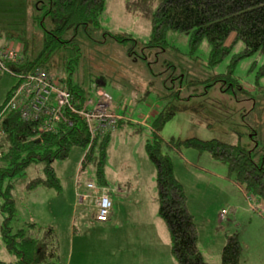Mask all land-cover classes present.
<instances>
[{
    "label": "rangeland",
    "instance_id": "rangeland-1",
    "mask_svg": "<svg viewBox=\"0 0 264 264\" xmlns=\"http://www.w3.org/2000/svg\"><path fill=\"white\" fill-rule=\"evenodd\" d=\"M39 16L42 12H37L36 0H0V48L10 47L20 54L21 45L27 44L28 57L37 56L44 45ZM45 27L52 30L48 20ZM151 35V22L129 13L125 0H108L88 34L80 31L73 44L62 47L46 64L51 76L62 83L71 77L88 90L95 81L103 82L97 95L108 94L112 110L124 113L121 122L126 125L112 133L107 161L112 215L120 220L115 222L113 216L107 223L96 220L91 196L100 195L102 188L93 166L82 170V178L96 188L87 193L88 200L80 202L75 185L88 148H73L66 160L54 164L60 192L26 190L31 180L42 176L41 165L32 166L23 177L0 182L2 193L12 188L13 233L30 223L53 228L60 245L56 264H177L171 258V242L168 247L157 225L161 220L154 200L156 170L145 152L146 144L155 140L151 125L157 114L174 108L175 115L157 135L188 198L204 259L221 264L226 236L238 234L244 250L241 263L264 264V224L258 216L264 214V202L249 194L252 201H248L229 179L226 165L179 145L190 139L218 140L253 152L256 161L264 155V56L240 60L230 75L242 44L212 66L207 41L193 50L188 35L169 32L163 50L148 48ZM121 37L128 40L119 41ZM233 41L234 37L227 46ZM14 63L4 61L5 68H0V109L19 84V78L12 75ZM126 182L131 185L129 194ZM3 203L0 195V248L6 258L15 260L3 246Z\"/></svg>",
    "mask_w": 264,
    "mask_h": 264
},
{
    "label": "trees",
    "instance_id": "trees-1",
    "mask_svg": "<svg viewBox=\"0 0 264 264\" xmlns=\"http://www.w3.org/2000/svg\"><path fill=\"white\" fill-rule=\"evenodd\" d=\"M107 1L46 0L44 3L36 0L37 12H42L37 19L44 32L43 49L37 56L29 58L27 44L21 45L22 51L18 52L19 59L12 71L28 74L43 69L50 73L46 64L51 56L62 47L73 44L80 31L88 34L90 26L96 24L103 14ZM125 3L129 13L151 22L152 35L148 48L164 50L169 32L188 35L193 50L207 41L211 48L210 64L216 66L235 46L242 44L243 50L233 58L229 68L230 75L240 60L254 54L264 56V0H125ZM47 20L52 30L46 29ZM232 37L233 43L227 46ZM127 40L119 38L122 42ZM65 83L78 109L96 96L103 84L95 81L94 87L90 86L87 90L71 77ZM13 91L0 109V130L4 133L0 139V182L23 177L32 166L41 165L42 176L31 180L26 190L60 192L62 185L54 164L66 160L73 148H88L81 168L84 170L93 166L98 185L102 189L107 188L106 167L112 133L92 140L85 123L79 118H72V126L59 123L56 133L40 134L37 124L24 122L17 112L6 109ZM174 115V108L157 114L151 125L155 140L145 146L156 170L158 215L169 233L171 255L177 264H210L198 247V230L188 210V198L175 177L172 161L162 153V143L157 135ZM124 125L120 122L117 129ZM179 145L207 153L226 165L229 179L238 188L264 202V155L256 161L253 152L218 140L190 139L179 142ZM11 189L9 186L5 193L0 191V195L4 199L1 211L5 216L1 235L6 252L15 258L12 264H56L60 258V245L53 228L30 223L13 233L11 224L15 217V200ZM242 255L243 246L238 234L227 235L221 264H241Z\"/></svg>",
    "mask_w": 264,
    "mask_h": 264
},
{
    "label": "built area",
    "instance_id": "built-area-1",
    "mask_svg": "<svg viewBox=\"0 0 264 264\" xmlns=\"http://www.w3.org/2000/svg\"><path fill=\"white\" fill-rule=\"evenodd\" d=\"M18 59L17 50L4 46L0 48V68H5L4 61L14 63ZM12 75L19 78V84L14 89L6 109L17 112L24 122L37 124V131L40 134L56 133L59 123L72 126L71 119L79 118L85 123L94 140L97 136L102 137L113 133L118 124L124 120L122 115L112 110L113 99L108 94L104 96L96 94V101L91 99L83 108L78 109L73 103V96L67 84L54 79L45 70L38 69L28 74H16L12 71ZM3 136L4 133L0 130V139ZM87 188L95 190L96 186L88 183ZM244 195L248 201H252L249 195L246 193ZM81 199L84 200L85 197ZM96 208V220L107 223L113 210V203L108 193L100 194L96 201ZM250 208L253 207L250 205ZM225 213V211L222 212V219Z\"/></svg>",
    "mask_w": 264,
    "mask_h": 264
},
{
    "label": "crops",
    "instance_id": "crops-1",
    "mask_svg": "<svg viewBox=\"0 0 264 264\" xmlns=\"http://www.w3.org/2000/svg\"><path fill=\"white\" fill-rule=\"evenodd\" d=\"M145 152H146V150H145ZM83 160H84V158H81V165H82V162H83ZM80 169H81V172L79 173V175H78V177H77V180H76V187H75V189H76V193H77V196L78 197H80V202L81 203H83L84 201H86V200H88L89 199V197L87 196V195H89V194H87L89 191H92V190H89L88 188H87V185H88V183H85V182H83V178H82V168L80 167ZM153 169H151L150 168V177H153L154 176V171H152ZM106 176H107V167H106ZM223 181H224V178H223ZM232 181V180H231ZM233 182V181H232ZM234 185H236L235 183H233ZM125 185H126V187H127V194H129L130 193V189H131V185H130V183L129 182H126L125 183ZM236 187H237V185H236ZM238 188V187H237ZM41 190V189H40ZM239 190L243 193V191H242V189H240L239 188ZM225 191H227V190H225ZM102 192H104V193H108L109 194V189L108 188H103L102 189ZM227 193V192H226ZM110 195V194H109ZM100 195H98L97 197H92L91 196V199H93L94 201H95V209H96V211H97V208H96V201H97V199H98V197H99ZM81 197H85V199L84 200H82L81 199ZM154 200H155V202L156 203H158L157 202V198L155 197L154 198ZM250 207V206H249ZM188 210H189V207H188ZM252 212H254V211H252ZM254 213H256V212H254ZM257 214V213H256ZM264 215V214H263ZM260 216V214H258V216L261 218V219H259L260 220V222H262L263 224H264V216ZM111 216H113L112 214H111ZM157 216H159V215H157ZM159 219H160V217H159ZM112 220H114L115 222L118 220H120V216H116V218H115V215L112 217ZM161 220V219H160ZM157 225H158V227L160 228V230L162 231V233H163V235H164V237H166V239L168 240V247L170 246V236H169V233H168V231H167V229H166V226H165V224H164V222L161 220V221H158V223H157ZM162 228V229H161ZM263 232H264V229H263ZM264 240V239H263ZM4 246V245H3ZM5 249V248H4ZM2 248H0V263H2L1 262V260L2 261H4L3 263L4 264H12V263H14V260H10V259H8V258H6L5 257V253H2ZM5 252H6V250H5ZM243 253H244V250H243ZM171 254V253H170ZM171 258H172V256H171ZM263 258V260H264V257H263V255H261V259ZM246 260H244L243 261V263L245 262ZM258 261V260H257ZM261 261V260H260ZM259 262V261H258ZM260 263V262H259ZM242 264V263H241Z\"/></svg>",
    "mask_w": 264,
    "mask_h": 264
}]
</instances>
